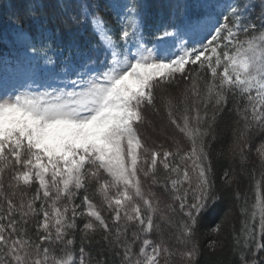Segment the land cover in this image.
Segmentation results:
<instances>
[{
  "label": "snow or ice",
  "instance_id": "6c2138e0",
  "mask_svg": "<svg viewBox=\"0 0 264 264\" xmlns=\"http://www.w3.org/2000/svg\"><path fill=\"white\" fill-rule=\"evenodd\" d=\"M144 7L140 0L103 7L57 0L65 27L90 28L96 37L86 50L76 46L77 60L69 46L59 72L48 55L51 30L40 26L33 35L13 19L22 60L18 79L0 82V264H109L106 256L118 264H172L174 257L199 264V218L220 199L211 141L230 98L242 172L250 134L264 131V0L254 19L247 0H178L169 19L151 27ZM158 94L189 147L176 137H168L171 148L148 143L142 129L154 127L149 109L159 115ZM257 153L254 202L233 194L241 219L239 231L230 226V250L239 264H264V142ZM221 180L230 188L234 167ZM167 230L181 248L169 246ZM224 244L212 240L209 249Z\"/></svg>",
  "mask_w": 264,
  "mask_h": 264
},
{
  "label": "trees",
  "instance_id": "16d2710c",
  "mask_svg": "<svg viewBox=\"0 0 264 264\" xmlns=\"http://www.w3.org/2000/svg\"><path fill=\"white\" fill-rule=\"evenodd\" d=\"M75 3L76 0H71ZM102 7L108 0H96ZM178 2V0H140L145 7L144 13L150 12V17L154 19L155 24L160 21H167L170 16V5ZM253 6L251 16L254 19L260 12V0H247ZM57 0H0V60L2 56L11 55L15 58L20 57L21 46L16 41V26L12 23L13 19L17 16L22 20V27L25 31L31 32L33 35L39 34L40 26L50 29L52 37L49 41L50 51L48 55L53 57L56 61L54 67L60 70L63 66L62 61L69 54V46H72L73 59L76 60L75 48L80 43L86 49L87 40H96L95 35L90 28L78 30L75 27H65L61 23L62 13L56 8ZM30 5H37L35 8L36 15L30 17L26 15V10ZM43 5V7H40ZM55 16V20H53ZM112 24H115L113 14L111 12L106 14ZM77 44V45H75ZM184 86V82H181V89ZM176 90H173L175 93ZM157 107L160 108L159 115L152 114L149 109L150 119L153 121V126L145 125L142 131L145 133L148 139V143L152 145L163 144L165 147L171 148L172 142L168 137H176L181 141L185 148L189 147L188 142L183 135L172 126L168 120L166 113L164 112L162 102L159 94L157 95ZM233 107L231 98L224 113L219 117L215 125L216 139L211 141L210 154L213 162V168L215 173L217 192L220 195V199L216 201L207 211H205L199 218V224L196 229V236L194 242L199 245L201 255L199 256V264H239L237 256H234L230 250L231 245V232L230 226L235 223L237 231L240 227V213L237 207V201L233 199L235 191L239 190L243 195H247L248 203L252 204L255 199V190L253 187V175L252 170L255 169V178L260 179L261 162L257 149L264 142V131L254 130L250 134L249 148L246 150L248 161L243 165V172L241 171V163L238 155H233L235 143L233 136V121L237 118L235 113H230L227 109ZM162 125L161 133H158L157 127ZM161 129V128H160ZM247 139V138H246ZM234 167L236 181L230 188L224 189L222 186V180L225 169ZM162 174V172H161ZM28 191L26 189H22ZM31 191H34L32 189ZM152 191L161 198L163 203L169 201L168 195L164 192L160 186H152ZM31 194V192H30ZM79 202V201H77ZM242 203V201H241ZM231 212L229 216H225V213ZM223 218V221H222ZM224 223V227L220 234L212 232V228L218 223ZM78 224L82 227L83 222L78 220ZM164 238L168 242L170 247L181 248V245L175 241V231L167 230L164 232ZM153 239L158 237L153 234ZM212 240L225 242L224 248H216L215 251L209 249V242ZM78 252L79 248V233H77V244L75 246ZM138 250V247L137 249ZM93 257L100 259L97 255V248L93 245L91 249ZM109 264H118V261L111 256H106ZM172 264H182L179 258L174 257Z\"/></svg>",
  "mask_w": 264,
  "mask_h": 264
},
{
  "label": "rangeland",
  "instance_id": "374dc122",
  "mask_svg": "<svg viewBox=\"0 0 264 264\" xmlns=\"http://www.w3.org/2000/svg\"><path fill=\"white\" fill-rule=\"evenodd\" d=\"M120 2H124V0H120ZM145 14V22L148 26H154L155 22L154 19H152L150 17V12L148 13H144ZM150 27L146 28V34H150ZM93 40V37L92 39ZM94 41V40H93ZM77 45V44H75ZM80 46L81 49H84L83 45H81L80 43L77 45ZM86 50V49H84ZM20 57L19 58H15L14 56H11L9 54L2 56V60H0V82H2L3 80H7L9 82V84L13 83L15 81V79H18L17 76H15V74L18 72V70L21 67V60H22V48H20ZM78 59V58H77ZM76 59V60H77ZM42 62V61H41ZM56 72H59L60 70H57L54 67ZM162 125H158L157 127V132L161 133V128Z\"/></svg>",
  "mask_w": 264,
  "mask_h": 264
}]
</instances>
